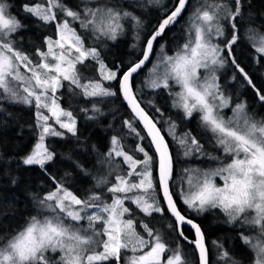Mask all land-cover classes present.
<instances>
[{
  "label": "snow or ice",
  "instance_id": "1",
  "mask_svg": "<svg viewBox=\"0 0 264 264\" xmlns=\"http://www.w3.org/2000/svg\"><path fill=\"white\" fill-rule=\"evenodd\" d=\"M159 4L161 0H146L136 6ZM189 5L190 0H173L149 30L119 0L26 2L21 9L27 17L42 26H55V38L44 37L34 60L17 46L16 37L26 29L24 20L10 12L13 5L0 0V114L4 102L35 109V143L18 166L38 167L51 185L42 196L33 194L36 214L22 228L0 237V264H213L205 233L191 215L211 210H219L224 222L237 231V239L253 254V264H264V118L256 119L246 101L233 104L218 76L220 69L230 65L232 80L239 78L241 86L251 89L264 104V83L254 82L235 51L243 40L254 62L264 61V25L252 26L253 17L245 15L251 6L246 0H196L182 28L184 42L176 43L171 54L165 44L157 52V42ZM128 26L140 55L128 62L115 59L109 65L101 46L116 42ZM88 61L96 72L91 78L80 71ZM146 68L141 87L136 88L135 78ZM65 83L72 97L91 103L90 108L80 109L87 120L103 117L100 105L110 98H122L129 110L120 131L111 135L106 152L85 146V151L97 152L100 166L93 175L94 187L85 197L68 185L72 172L58 176L49 170L59 156L74 170L92 175L71 150L58 154L48 143L50 138L71 137L80 145L77 117L60 102ZM144 89L166 92L171 107L184 120L198 115V127L209 134L221 155L206 152L191 131L178 132L176 121L164 120L162 109L151 100L148 105L159 115L150 114L140 99ZM162 122L166 128L159 126ZM165 132L176 147L175 157ZM127 137L135 138L130 149L124 144ZM179 157H206L217 166L187 165L177 171ZM10 183L16 186L19 180L11 177ZM157 215L167 217L166 228L175 234V247L164 231L150 224ZM185 226L194 238L185 234ZM180 240L192 246L191 254L185 253ZM212 245L215 264H240L226 241L216 239Z\"/></svg>",
  "mask_w": 264,
  "mask_h": 264
},
{
  "label": "trees",
  "instance_id": "2",
  "mask_svg": "<svg viewBox=\"0 0 264 264\" xmlns=\"http://www.w3.org/2000/svg\"><path fill=\"white\" fill-rule=\"evenodd\" d=\"M7 2L13 5L10 12L19 16L26 24V29L20 36L16 37L17 46L34 58L35 50L43 47L44 37H53L55 35V26H42L35 19L27 17L22 12L21 6L26 2L31 3L32 0H7ZM37 2H39V0H37ZM73 2H75V0H73ZM119 2L128 10L140 16L145 26L150 30L151 27L155 26L157 21L163 17L166 10L165 6L170 8L173 0H161V4L159 5L144 8L137 7L136 5L146 3V0H119ZM248 2H250L251 6L245 9V15L251 14L253 17L258 15L264 16V0H246V3ZM195 3L196 0H190L189 9L185 11L179 19V22L166 32L163 39L157 42V52L159 51L160 45L165 44V51L171 54L176 43L184 42L182 28L186 18L192 10L191 6ZM252 25L261 27L264 25V22L256 23V21H253ZM173 36L177 39L173 40ZM88 43L91 44L92 41L89 40ZM134 44L137 45L136 48L132 47ZM101 47L102 55H104L109 65H111L115 59L128 62L140 55L139 44L134 38V32L131 26L126 28L125 34L119 37L116 42L109 41L107 42V47ZM155 55L157 54H153L152 60L155 58ZM236 57L257 85L264 83V61L257 64L254 60H251L250 56L247 58V62H245L244 60L246 59L239 58L237 53ZM80 71L85 77L91 78L96 76L95 68L91 61L87 62V66H80ZM146 71L147 68L136 76V88L141 87V82L144 79ZM257 73L259 74L260 80L256 77ZM161 94H163L162 91L154 93L148 89H144L140 95L142 106L153 116H158L159 114L155 113V110L147 103L150 100L154 101L157 106L160 108L162 107L164 117L176 121L178 132L191 131L193 135L201 139V142L205 146V151L215 156L219 150L214 147L209 137H205L203 131L198 127V116L194 115L190 121L184 120L182 118V113L178 114L177 111L178 117L173 116L175 109L171 106L167 107L157 101L160 99L158 96H161ZM59 95L61 97L60 102L62 106L66 109L71 108L77 117L78 127L81 133L80 145H77L75 139L71 137L67 140L50 138L48 143L58 154L67 153L71 150L74 153V158H78L84 167L91 173L94 169V165H97V152L104 153L108 150L111 135L120 131L122 119L128 118L129 110L122 98H110L106 103L100 105L105 113L103 117L99 120H87L85 114L80 112V109L82 107L90 108V102H86L81 98L72 97L68 92L66 83L65 87L60 90ZM245 96L248 100V108L250 110L257 109L258 111V106L261 102L254 97L251 89L245 87ZM167 104H171L168 96ZM3 108L4 112L0 114V237L22 228L27 218L35 215L37 211L32 199L33 194L42 196L51 186L47 176H45L38 167L25 168L23 166H18L20 158L30 151L32 145L35 143V130L32 127L35 119V109L24 105H10L7 102H4ZM9 113H11V115H9ZM88 114L91 115V112ZM109 125H114V127L109 128ZM161 125L162 124L159 126L161 127ZM124 131L126 132L127 130L125 129ZM165 137L175 157L176 147L167 133H165ZM134 143V137H127L124 140V144L129 149L134 146ZM86 145H95L97 152L85 151ZM214 164L217 163L209 161L206 157L199 159L190 158L188 160L179 157L176 159L175 168L177 171L187 165L213 168L215 166ZM49 170L58 176H63L66 171L72 172V178L69 179L67 183L71 190L80 197L88 195L94 187L95 181L92 176H85L79 170H74L69 161L62 160L59 156L55 165L49 166ZM11 177L18 178V185L13 186L10 183ZM96 191L100 190L96 189ZM181 207L183 206L181 205ZM191 215L194 220L200 224L205 233L213 264H215V256L213 258V255H216V249L212 245V241L216 239L226 241L228 249L238 260L239 258L246 259V264H253V260L251 258L249 259V251L247 248L246 251L248 255L245 258L238 256L239 253H241L240 249L242 247L240 241L237 239L238 233L222 219L217 217V210H211L202 215H197L195 213H191ZM167 223V217L161 218L159 215L150 219V224L164 231L165 239L170 240L171 246L175 247L177 242L175 234L167 230ZM184 231L186 235L193 238L192 231L189 228L185 227ZM223 235H225V237ZM179 243L183 245L185 253L191 254L193 252L192 246L185 241L180 240ZM240 264H243V262H240Z\"/></svg>",
  "mask_w": 264,
  "mask_h": 264
},
{
  "label": "rangeland",
  "instance_id": "3",
  "mask_svg": "<svg viewBox=\"0 0 264 264\" xmlns=\"http://www.w3.org/2000/svg\"><path fill=\"white\" fill-rule=\"evenodd\" d=\"M258 16H261V17H263V18H261L260 20H262V22H264V16H262V15H258ZM129 27V26H128ZM246 27H248L246 24H245V28ZM245 28H243L244 30H245ZM53 38H55V35L53 36ZM251 50V49H250ZM236 53H237V55H238V57L239 58H241V59H246V60H244L245 62H247V58H248V56H249V51H248V49L245 47V43L244 42H240V43H238V45L236 46ZM34 60H36V59H38V57H36V55L34 54V58H33ZM157 59V55H155V58L152 60L153 62H155V60ZM152 65L151 64H149V66L148 67H151ZM147 72V71H146ZM145 72V73H146ZM234 75V73L232 72V70L230 69V65H228V66H226L225 68H223V69H220L219 71H218V76H219V82H220V84H221V86H222V88L225 90V92H226V94H228V95H230L231 97H232V100H233V104L234 103H237V102H240V101H246L247 102V104H248V100L245 98V96H244V93H245V87H242L241 86V83H240V80H239V78L236 80V81H233L232 80V76ZM144 76H145V74H144ZM256 77H257V79L258 80H260L259 79V74L257 73L256 74ZM163 92V91H162ZM167 96H168V94L166 93V92H163V94H161V96H158L160 99L159 100H157L159 103H162L163 105H165V106H167V107H169V106H171V104L169 105V104H167ZM237 99V100H236ZM161 109H162V107H161ZM258 111H257V109L256 110H250L249 108H248V110H249V112L251 113V114H253L254 116H255V118L256 119H261V118H264V104H261L260 103V105L258 106ZM176 109L174 110V112H173V116H175V117H178V115H177V113H176ZM260 111V112H259ZM225 113L227 114V115H231V111H230V109H225ZM198 116V115H197ZM164 120H167V118L166 117H164L163 118ZM162 125H161V128L163 129V128H166L167 127V125L166 124H164L163 122L161 123ZM202 130V129H201ZM203 131V130H202ZM166 133V132H165ZM205 137H209V134H205L204 135ZM170 137V136H169ZM170 139H171V137H170ZM172 140V139H171ZM219 155H221V153L220 152H218V153H216L215 154V156H219ZM215 166L214 167H216L217 166V164H214ZM99 165L97 164L95 167H94V169L92 170V175H90V176H92L93 177V175H95L96 174V172H97V170L99 169ZM196 167V166H195ZM213 167V168H214ZM201 168H205V167H201ZM217 182L218 183H221V181H219V179L217 178ZM217 217H219V219H222L223 221H225V217L223 216V214L222 213H220L219 212V210H217ZM229 226V225H228ZM243 230H247V228L245 227ZM223 234H225V233H223ZM224 237H225V235H223ZM213 256H215V254L213 255Z\"/></svg>",
  "mask_w": 264,
  "mask_h": 264
},
{
  "label": "flooded vegetation",
  "instance_id": "4",
  "mask_svg": "<svg viewBox=\"0 0 264 264\" xmlns=\"http://www.w3.org/2000/svg\"><path fill=\"white\" fill-rule=\"evenodd\" d=\"M248 15V14H247ZM246 15V16H247ZM253 17V16H252ZM261 18H263V17H261V16H255V17H253V21H256V23L257 22H262V20H260ZM253 24V23H252ZM246 25L247 26H249L247 23H246ZM253 26V25H252ZM254 27H258L259 28V26H254ZM244 34H245V30L242 28L241 29V35L242 36H244ZM241 42H244L243 40L241 41ZM245 43V42H244ZM245 47L248 49V51H249V56H248V58L250 57L251 58V60H253L252 59V52H251V50H250V48H249V46L247 45V43H245ZM230 69L232 70V72L234 73V70L232 69V67L230 66ZM244 96H245V93H244ZM245 98L247 99V97L245 96ZM237 100V99H236ZM258 100V99H257ZM255 102H258V101H255ZM245 232H248V229L247 230H244ZM249 234H252V233H249ZM240 244H241V242H240ZM242 245V244H241ZM240 251H241V253H239V257H246L247 255H248V253H247V251H246V247L245 246H243L242 245V247H241V249H240ZM249 251V250H248ZM237 256V257H238ZM238 257V258H239ZM213 258H214V256H213ZM252 259L253 260V254L249 251V259ZM239 261L240 262H243V264H246V259H241V258H239Z\"/></svg>",
  "mask_w": 264,
  "mask_h": 264
},
{
  "label": "water",
  "instance_id": "5",
  "mask_svg": "<svg viewBox=\"0 0 264 264\" xmlns=\"http://www.w3.org/2000/svg\"><path fill=\"white\" fill-rule=\"evenodd\" d=\"M181 17H182V16H181ZM181 17H180V18H181ZM125 105H126V104H125ZM126 106H127V105H126ZM185 227H187V228H189V229H190V227H188V226H185ZM190 230H191V229H190ZM191 231H192V230H191ZM192 234H193V232H192ZM193 238H194V237H193Z\"/></svg>",
  "mask_w": 264,
  "mask_h": 264
}]
</instances>
